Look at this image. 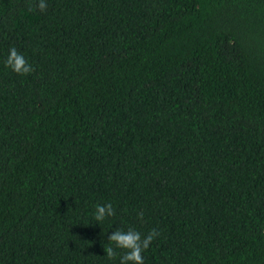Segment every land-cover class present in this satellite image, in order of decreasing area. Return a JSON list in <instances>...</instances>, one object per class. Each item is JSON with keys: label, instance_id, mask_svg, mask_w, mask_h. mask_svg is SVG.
<instances>
[{"label": "trees", "instance_id": "trees-1", "mask_svg": "<svg viewBox=\"0 0 264 264\" xmlns=\"http://www.w3.org/2000/svg\"><path fill=\"white\" fill-rule=\"evenodd\" d=\"M36 3L0 0V264H120L129 228L144 264H264V0Z\"/></svg>", "mask_w": 264, "mask_h": 264}, {"label": "clouds", "instance_id": "clouds-1", "mask_svg": "<svg viewBox=\"0 0 264 264\" xmlns=\"http://www.w3.org/2000/svg\"><path fill=\"white\" fill-rule=\"evenodd\" d=\"M47 8L46 0H37L34 9L44 12ZM5 66L10 68L18 75H28L34 71L33 67L28 63L26 58L19 53L15 47L9 50V54L5 60ZM116 214L111 203L97 204L95 206L94 219L97 222L104 221L107 217H112ZM139 219H143V212L138 214ZM155 229L149 231L145 236L135 229L129 228L127 231L117 229L108 235L109 246L104 248L106 257L113 259L117 253L115 249L123 250V255L120 257V264H144L142 253L149 248L152 241L158 237Z\"/></svg>", "mask_w": 264, "mask_h": 264}]
</instances>
